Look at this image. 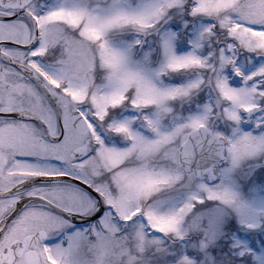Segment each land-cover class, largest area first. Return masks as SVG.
<instances>
[{
  "label": "snow or ice",
  "instance_id": "1",
  "mask_svg": "<svg viewBox=\"0 0 264 264\" xmlns=\"http://www.w3.org/2000/svg\"><path fill=\"white\" fill-rule=\"evenodd\" d=\"M0 264H264V0H0Z\"/></svg>",
  "mask_w": 264,
  "mask_h": 264
}]
</instances>
